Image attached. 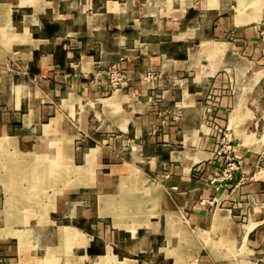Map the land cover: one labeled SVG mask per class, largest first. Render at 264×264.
Wrapping results in <instances>:
<instances>
[{
	"label": "crops",
	"instance_id": "obj_1",
	"mask_svg": "<svg viewBox=\"0 0 264 264\" xmlns=\"http://www.w3.org/2000/svg\"><path fill=\"white\" fill-rule=\"evenodd\" d=\"M263 29L264 0H0V264H264Z\"/></svg>",
	"mask_w": 264,
	"mask_h": 264
},
{
	"label": "built area",
	"instance_id": "obj_2",
	"mask_svg": "<svg viewBox=\"0 0 264 264\" xmlns=\"http://www.w3.org/2000/svg\"><path fill=\"white\" fill-rule=\"evenodd\" d=\"M262 35H264V29L262 30ZM109 75L113 88H118L125 79L124 72L118 67H112L109 70ZM220 144L221 147L218 153L226 155V164L215 174L213 180L224 185L230 183V181L234 179L235 174L242 169V162L234 157L233 145L231 144V138L227 132H225Z\"/></svg>",
	"mask_w": 264,
	"mask_h": 264
},
{
	"label": "rangeland",
	"instance_id": "obj_3",
	"mask_svg": "<svg viewBox=\"0 0 264 264\" xmlns=\"http://www.w3.org/2000/svg\"><path fill=\"white\" fill-rule=\"evenodd\" d=\"M261 44H262V47L264 48V35H262V33H261ZM93 207H94V203H93Z\"/></svg>",
	"mask_w": 264,
	"mask_h": 264
}]
</instances>
